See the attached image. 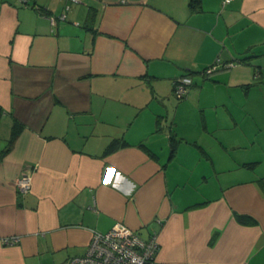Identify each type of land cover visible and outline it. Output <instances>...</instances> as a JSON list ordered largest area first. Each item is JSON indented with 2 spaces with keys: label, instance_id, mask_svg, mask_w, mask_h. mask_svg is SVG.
I'll return each instance as SVG.
<instances>
[{
  "label": "crops",
  "instance_id": "crops-1",
  "mask_svg": "<svg viewBox=\"0 0 264 264\" xmlns=\"http://www.w3.org/2000/svg\"><path fill=\"white\" fill-rule=\"evenodd\" d=\"M29 3L0 0V264L116 222L161 262L264 264V0Z\"/></svg>",
  "mask_w": 264,
  "mask_h": 264
},
{
  "label": "built area",
  "instance_id": "built-area-1",
  "mask_svg": "<svg viewBox=\"0 0 264 264\" xmlns=\"http://www.w3.org/2000/svg\"><path fill=\"white\" fill-rule=\"evenodd\" d=\"M27 6L29 0H19ZM64 18V16H62ZM219 63L205 68L204 73L212 72ZM192 79L189 75L176 78L173 92L177 98L187 95ZM19 191L31 189V175L25 173L16 179ZM19 239L16 235L1 238L4 244H13ZM158 243L156 236L140 237L134 230L122 222H116L106 232L93 231L91 239L82 255L69 257L65 264H179L161 262L156 258Z\"/></svg>",
  "mask_w": 264,
  "mask_h": 264
},
{
  "label": "trees",
  "instance_id": "trees-1",
  "mask_svg": "<svg viewBox=\"0 0 264 264\" xmlns=\"http://www.w3.org/2000/svg\"><path fill=\"white\" fill-rule=\"evenodd\" d=\"M195 3L196 0H192V3ZM0 112H1V108H0ZM238 219H240L241 221H245L247 220L250 223H255V220L253 218H251L250 216H246V215H237Z\"/></svg>",
  "mask_w": 264,
  "mask_h": 264
},
{
  "label": "clouds",
  "instance_id": "clouds-1",
  "mask_svg": "<svg viewBox=\"0 0 264 264\" xmlns=\"http://www.w3.org/2000/svg\"><path fill=\"white\" fill-rule=\"evenodd\" d=\"M126 194H130V191L128 193H126Z\"/></svg>",
  "mask_w": 264,
  "mask_h": 264
}]
</instances>
